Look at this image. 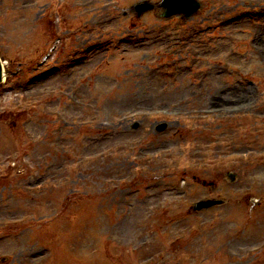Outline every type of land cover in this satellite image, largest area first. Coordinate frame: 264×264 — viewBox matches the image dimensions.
Returning <instances> with one entry per match:
<instances>
[{
    "label": "rangeland",
    "instance_id": "obj_1",
    "mask_svg": "<svg viewBox=\"0 0 264 264\" xmlns=\"http://www.w3.org/2000/svg\"><path fill=\"white\" fill-rule=\"evenodd\" d=\"M137 1L0 0V264H264V0Z\"/></svg>",
    "mask_w": 264,
    "mask_h": 264
},
{
    "label": "water",
    "instance_id": "obj_2",
    "mask_svg": "<svg viewBox=\"0 0 264 264\" xmlns=\"http://www.w3.org/2000/svg\"><path fill=\"white\" fill-rule=\"evenodd\" d=\"M159 7L163 8L162 16L168 17L173 14H179L182 13L184 17L188 18L190 17L199 7V4L196 0H161L158 4ZM153 7L152 4L143 1L136 3L132 6V10L135 11L138 15H140L142 12L149 10ZM0 80H1V66H0ZM137 126V124H134L133 127ZM164 124H161L158 129L164 128ZM228 176L231 180H233L234 175L231 173H228ZM221 200L216 199H207V200H201L195 203L193 206L194 210H201L208 207H211L213 205L221 204Z\"/></svg>",
    "mask_w": 264,
    "mask_h": 264
}]
</instances>
